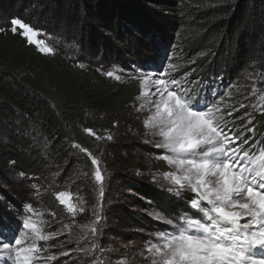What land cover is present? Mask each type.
<instances>
[{"label": "trees", "instance_id": "obj_1", "mask_svg": "<svg viewBox=\"0 0 264 264\" xmlns=\"http://www.w3.org/2000/svg\"><path fill=\"white\" fill-rule=\"evenodd\" d=\"M154 5L178 8L181 48L178 59L169 58L177 61L182 71L186 70L183 75L203 82L206 92L198 93L200 101L206 103L207 89L212 83L216 88L221 80L224 94L238 105L245 93L238 96L235 86L244 74L264 75V0H0V27L8 29L0 33V132L16 116L37 122L53 143L57 156L70 161V144L95 152L91 145L95 140L84 132L85 128L107 130L114 136L139 93L136 84L111 83L71 61L59 48L51 53L40 52L23 36L10 31L13 18L30 23L61 44L87 53L101 51L104 58L125 63L110 38L133 53L147 35L151 42L153 37L160 38L164 31L157 22L159 13ZM133 39L139 43L135 48ZM171 52H176L175 48ZM84 111H89V116H84ZM243 116L240 113L234 120L237 131L244 128ZM256 129L252 133L245 131V138L253 137ZM252 140L249 144L253 143L255 149L247 148L249 145L245 148L254 156L264 144L258 147ZM106 147L101 157L120 181H139L125 172L154 173L162 163L136 155L122 156L118 149ZM5 163L0 153V170ZM150 192L146 186L142 194L150 200L151 208L162 210L168 219L189 211L188 202L194 196L167 197L152 187ZM2 213L4 209H0V224L11 232L13 224L4 223ZM151 223L157 231L167 227Z\"/></svg>", "mask_w": 264, "mask_h": 264}, {"label": "rangeland", "instance_id": "obj_2", "mask_svg": "<svg viewBox=\"0 0 264 264\" xmlns=\"http://www.w3.org/2000/svg\"><path fill=\"white\" fill-rule=\"evenodd\" d=\"M166 6L154 5L159 13L157 22L162 27L164 35L160 38L153 37L152 40L154 41L152 42L147 38V35L139 42L141 44L139 49L134 51L135 53L128 51L124 44L110 36L113 45L119 47L125 63L115 58H104L101 51L87 53V50H79L80 48L70 44H61L57 39L41 31L36 39L45 41L46 45L51 47L53 51L57 48L61 49L62 53L64 51L71 61H76L79 66L87 67L90 71L104 77L111 83L136 84L139 93L141 91L138 79L140 72L152 73L154 78H159V74L164 73L167 65L171 63L177 68V71L171 73V77L177 81H183L188 89H195L193 96L198 93L203 95L206 92L202 88L203 82L187 77V74L183 75L186 70L182 71L181 67L178 66V62L169 58L170 56H176V58L179 56L181 30L179 28V15L176 11L178 8ZM169 8H172L173 11ZM166 35L168 38H166ZM138 37L142 36L138 35ZM139 43L134 39L132 41L134 48ZM33 45L38 49L35 44ZM174 48L176 52H171ZM108 71L114 73L112 78L106 75ZM116 75H119L121 79L116 80ZM213 84L210 85V89H207L208 97H206L205 102L219 105V102L223 100L224 103L234 105L238 112L233 113V120L240 113L243 114L242 125L244 128L253 126L257 128L252 142L260 147V143L264 139V99H261V97H264V75L244 74L235 86L238 96L245 93L242 100L238 101V105L233 103L234 99L232 100L230 96L224 94V83L221 80L218 84H215L217 85L216 88H213ZM137 97L131 106L126 121L116 128L114 136L111 134L113 136L112 140H97L95 136L91 135L92 140H95L91 144L95 148V152L89 151L92 156L73 147L74 144H70L71 160L63 161L57 156L56 149L53 147V143L47 139L43 127L37 122L24 121L18 116L5 124L0 132V150L3 149L0 153L6 162V166L0 170V189L3 192H0V209L5 211L1 214L4 223L12 222V229H15L17 235L23 227L25 216L42 219L45 222L43 228L45 233L61 232L64 225H69L71 228L70 232L63 231L62 235L50 241L37 242L38 247L47 249V251L42 252L45 258L48 255L57 257L54 261H41V264H92V259L99 258L101 255H103V264H120L121 258L130 262V264H149V261L143 259L140 253L145 250L146 242L150 237L158 232L153 228L156 225L151 222L165 224L157 217V214L164 219L168 218L162 210L151 208L150 200L146 199L142 193L147 186V191L150 194L152 187L159 193L163 192L167 197L176 196L168 192L169 185L162 178L153 181V174L169 171L170 169L166 162L157 159V157L166 153L161 149H157L154 144L145 142L158 140L159 137H153L150 132L147 135L145 134L146 130L143 122L150 113L146 109L137 110L143 103ZM201 100L203 99L201 98ZM241 105L244 107H241ZM89 113V111H84L83 115L89 116ZM245 113L250 115L245 116ZM250 119L252 124L248 123ZM258 120L259 125H256ZM95 133L101 137L106 135L103 130ZM252 144L250 143L247 148H250ZM106 145H109L111 149L121 151L122 156L136 155L140 156V159L157 162L158 165L159 162L162 161V163H160L158 171L154 173L148 171L141 172L138 175V172L134 170L125 172L126 175L139 181L128 178L125 181H120L115 179L114 173L102 158V150H106ZM94 154L99 155V157ZM17 156L21 158L18 159ZM93 157L98 159L102 174L106 177L103 182L104 195L102 198L99 197V184L93 177L96 168L91 162ZM26 165L30 166V168H27L29 170L25 169ZM120 170L123 172L122 169ZM21 172L24 173V177L19 176ZM57 172L61 174L54 177L53 173ZM140 184L144 185L141 187ZM34 185L37 188H34ZM61 191L70 193V201L77 205H79L80 198H83L85 202L83 207L86 211L83 213L78 211L77 215L73 217L67 212L66 207L56 199V194ZM184 194L193 193L185 192L182 195ZM25 205H31L34 213H41L42 215L37 217L33 213H28ZM97 206H99L98 210L102 219L99 221V233L92 237L90 230L82 226L89 225L95 220ZM7 212L9 216L6 214ZM3 230L9 232V229L0 224V231ZM86 231L89 233L88 238L77 244L80 236ZM68 240H71L72 243H65L64 247L58 246ZM93 243L98 244L100 248L105 250L103 254L97 249L92 257H85L76 251L70 252L67 257L59 255L61 252L77 247L91 248ZM0 264H4V261L0 260ZM8 264H14V262L9 261Z\"/></svg>", "mask_w": 264, "mask_h": 264}, {"label": "snow or ice", "instance_id": "obj_3", "mask_svg": "<svg viewBox=\"0 0 264 264\" xmlns=\"http://www.w3.org/2000/svg\"><path fill=\"white\" fill-rule=\"evenodd\" d=\"M11 25L12 33L23 36L29 44H35L40 52L53 51L45 41L36 39L41 32L35 26L18 18H13ZM7 30L0 27V33ZM175 71L176 66L170 63L159 78H154L152 73H139L141 91L137 99L143 103L137 110L146 109L150 113L143 122L145 134L150 132L159 139L145 142L166 153L157 159L166 162L170 169L153 174V181L162 178L169 185L168 192L178 198L185 192L194 196L188 202L190 210L179 217L164 219L157 214L167 227L150 237L140 255L149 264H264V147L254 156L250 154L245 145H249L253 137L245 138V131L254 132V126L237 131L233 113L238 109L234 105L223 100L219 105L202 103L198 94L193 96L195 89L190 90L183 81L171 77ZM106 75L112 78L114 73L108 71ZM115 79L120 80L121 77L116 75ZM249 115L245 113V116ZM248 123L252 124V120ZM84 132L97 140L113 139L107 130L104 137L96 135L91 128H85ZM73 147L92 156L80 144ZM251 147L255 149L256 146ZM91 162L96 166L93 177L99 184V197L102 198L106 177L98 159L93 157ZM60 174L53 173V176ZM19 176L24 177V173H19ZM70 196V193L61 191L56 194V199L73 217L78 211L85 212L83 198L77 205L70 201ZM25 209L37 217L42 215L34 213L31 205H25ZM98 209L99 206L95 220L82 226L90 230L92 237L99 233L102 217ZM44 224L42 219L25 216L18 235L15 229L0 231V260L4 264L9 261L14 264H41V261L56 260L53 255L45 258L42 252L47 249L38 247L37 242L50 241L62 235L63 231L70 232L71 228L64 225L61 232L45 233ZM88 235L86 231L77 244ZM65 243L72 241L58 246L64 247ZM97 249L101 254L105 251L93 243L91 248L77 247L59 255L67 257L76 251L92 257ZM92 264H103V255L92 259ZM120 264L130 262L121 258Z\"/></svg>", "mask_w": 264, "mask_h": 264}]
</instances>
